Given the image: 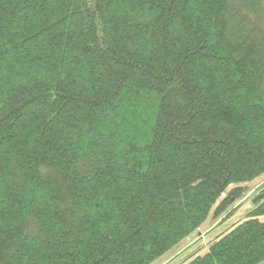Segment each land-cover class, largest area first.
<instances>
[{"label":"trees","instance_id":"16d2710c","mask_svg":"<svg viewBox=\"0 0 264 264\" xmlns=\"http://www.w3.org/2000/svg\"><path fill=\"white\" fill-rule=\"evenodd\" d=\"M263 172L264 0H0V264L258 263Z\"/></svg>","mask_w":264,"mask_h":264},{"label":"rangeland","instance_id":"374dc122","mask_svg":"<svg viewBox=\"0 0 264 264\" xmlns=\"http://www.w3.org/2000/svg\"><path fill=\"white\" fill-rule=\"evenodd\" d=\"M264 182V172L256 177L254 180L245 182L240 184L242 187L245 189H248L251 193L252 190L256 189L258 186H260ZM233 186H230V188ZM243 200L238 201L236 203L235 208L238 210L235 211V213L225 222V224L219 226L216 228L214 231L211 232V229L217 224V219L213 218L212 216H209L205 222L202 223V225L190 234L187 238L182 240L179 244L176 246L172 247L169 251L164 253L158 260H156L152 264H176L179 259H173L180 251H182L184 248L187 246L191 245L196 239H199V244L204 245V248L201 249L200 251L202 252L206 248V244L209 240L212 239L213 235L221 232L225 226L230 224L231 222L238 221L242 218L243 213L248 209L249 207V201L248 200ZM238 205V206H237ZM255 264H264V259L261 260L258 263Z\"/></svg>","mask_w":264,"mask_h":264}]
</instances>
